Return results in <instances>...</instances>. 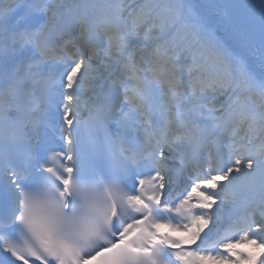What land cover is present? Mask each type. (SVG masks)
Segmentation results:
<instances>
[{
    "label": "snow or ice",
    "instance_id": "obj_1",
    "mask_svg": "<svg viewBox=\"0 0 264 264\" xmlns=\"http://www.w3.org/2000/svg\"><path fill=\"white\" fill-rule=\"evenodd\" d=\"M0 264H264V0H0Z\"/></svg>",
    "mask_w": 264,
    "mask_h": 264
},
{
    "label": "rangeland",
    "instance_id": "obj_2",
    "mask_svg": "<svg viewBox=\"0 0 264 264\" xmlns=\"http://www.w3.org/2000/svg\"><path fill=\"white\" fill-rule=\"evenodd\" d=\"M183 234L181 233V236H182Z\"/></svg>",
    "mask_w": 264,
    "mask_h": 264
}]
</instances>
